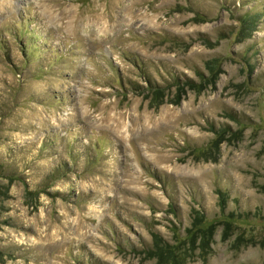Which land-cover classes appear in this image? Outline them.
<instances>
[{"label":"rangeland","instance_id":"obj_1","mask_svg":"<svg viewBox=\"0 0 264 264\" xmlns=\"http://www.w3.org/2000/svg\"><path fill=\"white\" fill-rule=\"evenodd\" d=\"M0 264H264V0H0Z\"/></svg>","mask_w":264,"mask_h":264},{"label":"trees","instance_id":"obj_2","mask_svg":"<svg viewBox=\"0 0 264 264\" xmlns=\"http://www.w3.org/2000/svg\"><path fill=\"white\" fill-rule=\"evenodd\" d=\"M25 32H32L31 30H29L28 28H26L25 30H22V33L24 34ZM145 81L147 82V83H149V81L147 80V79H145ZM187 81H189V80H187ZM185 85H187V84H185ZM222 199V201H223V198H221Z\"/></svg>","mask_w":264,"mask_h":264}]
</instances>
